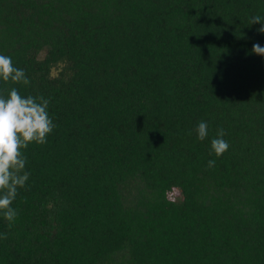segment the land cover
<instances>
[{"label":"trees","instance_id":"obj_1","mask_svg":"<svg viewBox=\"0 0 264 264\" xmlns=\"http://www.w3.org/2000/svg\"><path fill=\"white\" fill-rule=\"evenodd\" d=\"M256 15L264 0H0V55L30 81L0 94L43 96L56 125L24 150L0 264H264Z\"/></svg>","mask_w":264,"mask_h":264},{"label":"clouds","instance_id":"obj_2","mask_svg":"<svg viewBox=\"0 0 264 264\" xmlns=\"http://www.w3.org/2000/svg\"><path fill=\"white\" fill-rule=\"evenodd\" d=\"M249 23L261 24L258 32L264 33V17L253 16ZM252 52L264 56V47L253 44ZM0 81L25 86L30 83L25 71L17 68L6 55H0ZM49 102L43 96H22L15 87L7 91V96L0 94V213L9 227L18 215L12 207L18 189L25 187L30 175L24 170L27 162L24 150L31 143H46L47 136L56 127L48 113ZM196 133L197 139L203 141L208 135L207 123L201 121ZM224 135L220 129L217 137L211 140L210 155L218 158L228 150ZM215 163L209 160L207 167L212 168ZM0 239H7V233L0 234Z\"/></svg>","mask_w":264,"mask_h":264}]
</instances>
